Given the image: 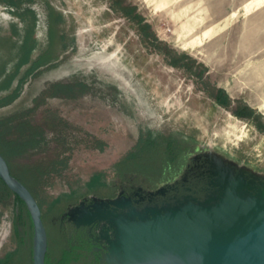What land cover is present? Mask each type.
Returning a JSON list of instances; mask_svg holds the SVG:
<instances>
[{"label": "rangeland", "instance_id": "rangeland-1", "mask_svg": "<svg viewBox=\"0 0 264 264\" xmlns=\"http://www.w3.org/2000/svg\"><path fill=\"white\" fill-rule=\"evenodd\" d=\"M246 1L0 0V123L12 120L9 132L0 125V141L17 137L24 118L41 134L11 163L41 203L56 264L96 263L63 220L77 227L95 203L113 199L126 204L118 212L164 206L140 205L187 163L202 170L203 200L232 177L264 191V6L246 14ZM128 4L134 15H125ZM27 40L30 58L19 66ZM168 47L197 61L173 66ZM208 81L228 93L230 108ZM57 82L73 91L50 94ZM241 104L255 115H237ZM37 163L55 171L37 182L24 168ZM18 216L13 195L0 201V264H33V227L25 233Z\"/></svg>", "mask_w": 264, "mask_h": 264}, {"label": "water", "instance_id": "water-1", "mask_svg": "<svg viewBox=\"0 0 264 264\" xmlns=\"http://www.w3.org/2000/svg\"><path fill=\"white\" fill-rule=\"evenodd\" d=\"M0 178L25 202L33 222V264H46L48 233L41 206L0 153ZM215 195L164 206L134 207L97 202L77 227L105 221L115 233L107 239L113 264H264V191L237 178L220 180ZM110 205H115L114 209ZM108 238V234L105 235Z\"/></svg>", "mask_w": 264, "mask_h": 264}, {"label": "trees", "instance_id": "trees-1", "mask_svg": "<svg viewBox=\"0 0 264 264\" xmlns=\"http://www.w3.org/2000/svg\"><path fill=\"white\" fill-rule=\"evenodd\" d=\"M123 11L125 13V15L130 16V15H134L135 11H136V6L132 5V4H128L125 7H123ZM136 18V20L138 21L139 25H140V30L143 34H145L146 36H153L155 38V40L157 41V43L159 45H163L164 43L162 41H160L157 36L155 34H153L151 32V24H149L148 22H144L145 19L143 18V16L141 14H135L134 16ZM34 27V24H33ZM27 43L25 45L26 49L23 51L24 55H21L19 60H18V65H23L26 64L29 61L30 58V53H31V48L33 46L29 45ZM24 47V48H25ZM29 47V50L27 49ZM164 53L167 55L168 59H169V63L173 66H181L180 64V60L184 59V58H189L192 61L196 62L197 60L195 58H192L189 54H187L186 52H180L179 50L175 49V48H167V51L165 50ZM202 67H204V65L202 63H199ZM36 64L35 66H33L32 68H36ZM202 74V73H201ZM206 85L211 86L210 82H206ZM51 92L50 94L56 95V94H60L63 91H73V85L68 84V83H64V82H57L53 85H51ZM211 94L215 97V100L217 102H219L221 105L230 108L232 100L230 98V96L228 95V93L222 89V88H216L215 86H211ZM216 91V93H215ZM16 92V96H17ZM237 115H240L242 117H252L253 115H255V110L253 108H251L249 105L247 104H241L238 106L237 111H236ZM12 120H1L2 123H0V125H6V128L4 130H7L8 132L11 131V127H9V122H11ZM15 126H13L14 128ZM260 127V124L259 126ZM17 131H18V135L15 138H11V139H2L0 141V153L5 157V159L7 160L11 172L13 175H15L19 180H21L29 189L30 191L34 194V196L36 197V194L34 193V191H32V189L20 178L21 176L18 175L15 170L13 169L12 163H11V159L18 155V154H22L23 152H25L28 148L31 147H38L40 145V137L41 134L39 133V131L37 130L36 126L31 125L26 118H24L23 120H20V122H18L17 124ZM173 157L172 160L174 161L175 158L177 157L176 155L171 156ZM24 168H28L31 169V171H34V176L38 181H40V179L44 176V175H48L49 173H51L52 171H55V168L50 165H46V164H39L37 163L36 165H28L25 166ZM20 176V177H19ZM0 182L2 183V186H0V201H5L6 198L10 197L11 195H13L17 201L18 204V210H19V223L20 225L23 226V229L25 230V233L28 232V230L33 227V222L30 216V213L26 207L25 202L20 198V196H18L17 194H15L6 184L5 182L0 178ZM36 199L38 200V198L36 197ZM39 202V200H38ZM40 206L41 203L39 202ZM42 209V206H41ZM44 220V217H43ZM29 227V229H28ZM18 231V230H17ZM55 259H52V257L50 256L49 250L46 256V264H56L55 263ZM64 261L58 262V264H64Z\"/></svg>", "mask_w": 264, "mask_h": 264}, {"label": "flooded vegetation", "instance_id": "flooded-vegetation-1", "mask_svg": "<svg viewBox=\"0 0 264 264\" xmlns=\"http://www.w3.org/2000/svg\"><path fill=\"white\" fill-rule=\"evenodd\" d=\"M181 168V171L178 172L177 175L166 181H169V184L166 183L165 192L154 196L155 198L152 202L144 200L140 206L145 204H175L180 201H185L187 198L203 200L207 193V187L201 176L202 170L199 169V166L195 162L192 164L187 163L184 168L183 166H181ZM140 187L141 186H136L135 189L128 193L133 194ZM63 223H65V228L69 232V236H71V238H79L84 247H87L95 256L96 263L94 264H110L105 260L104 254L108 252L107 247L109 244L107 239L114 240L115 233L112 228H109L108 223L96 222L91 226L80 228H77L68 220H63ZM106 234H108V238H105Z\"/></svg>", "mask_w": 264, "mask_h": 264}, {"label": "crops", "instance_id": "crops-1", "mask_svg": "<svg viewBox=\"0 0 264 264\" xmlns=\"http://www.w3.org/2000/svg\"><path fill=\"white\" fill-rule=\"evenodd\" d=\"M264 6V0H247L243 5H242V10L246 13L249 14L259 8ZM238 13V10L233 11L230 16L231 18L235 17ZM212 28L205 30L203 32V36H207L211 33Z\"/></svg>", "mask_w": 264, "mask_h": 264}, {"label": "bare ground", "instance_id": "bare-ground-1", "mask_svg": "<svg viewBox=\"0 0 264 264\" xmlns=\"http://www.w3.org/2000/svg\"><path fill=\"white\" fill-rule=\"evenodd\" d=\"M5 15V14H4ZM8 16V15H7ZM5 17V16H4Z\"/></svg>", "mask_w": 264, "mask_h": 264}]
</instances>
